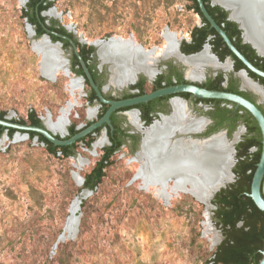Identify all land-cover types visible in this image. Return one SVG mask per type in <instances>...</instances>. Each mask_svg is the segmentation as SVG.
Here are the masks:
<instances>
[{
  "label": "rangeland",
  "instance_id": "1",
  "mask_svg": "<svg viewBox=\"0 0 264 264\" xmlns=\"http://www.w3.org/2000/svg\"><path fill=\"white\" fill-rule=\"evenodd\" d=\"M23 1L0 0V113L28 123V113L35 111L42 123L65 138L69 126L82 129L95 122L101 108L89 103V87L73 72L66 75L65 67L53 81L42 75V55L33 45L40 38L28 28ZM49 1L47 21L55 20L88 43L114 37L159 53L168 38H189L200 24L184 0ZM69 54L63 50L59 56L67 60ZM199 72L192 80L203 81ZM75 80L82 88L72 97L70 83ZM145 89L151 92L149 80ZM105 93L118 97L123 90L107 86ZM183 101L191 118L208 112ZM118 119L133 131L125 115ZM104 132L91 137L90 147L88 139L77 142L68 158L49 154L37 138L22 133L0 136V264H212L223 239L215 207L187 192L169 201L158 199L136 177L137 150L122 146L102 182L90 194L82 193L78 179H84L109 145ZM237 132L239 141L246 134L240 125L226 135L228 143ZM102 137L104 142L94 148Z\"/></svg>",
  "mask_w": 264,
  "mask_h": 264
},
{
  "label": "trees",
  "instance_id": "2",
  "mask_svg": "<svg viewBox=\"0 0 264 264\" xmlns=\"http://www.w3.org/2000/svg\"><path fill=\"white\" fill-rule=\"evenodd\" d=\"M52 6L51 1L47 0H29L25 7L22 9L24 17L27 22L35 27L36 37L43 35L46 17L40 15L42 11L48 10ZM196 12L200 15L203 21L202 27H195L191 30L192 41L190 43H183L182 51L184 53H193L199 51L207 36L211 35L214 37L212 42V49L215 53L219 54V58L222 60L226 56H232L237 69H245L244 65L231 53L228 47L224 44L221 37L210 28L209 23L201 15L199 10ZM213 17V13L211 12ZM215 18V17H214ZM218 24L221 23L219 19H215ZM50 27L53 28L54 25H58L55 20H50ZM226 31L228 37L233 40V33L230 32V27L225 24L223 27ZM59 33L67 36H72L68 33L64 27L59 26L56 29ZM240 33V32H238ZM53 42L60 41L65 42L57 37L50 36ZM66 43V42H65ZM67 44V43H66ZM236 48L241 52L242 55L248 59L256 68L264 72V58L257 56L255 51L249 45H239L234 42ZM90 51L94 48L90 47ZM82 52L80 56L83 58L84 62L87 63L86 57ZM73 67L78 66L79 69L74 70V73L80 76H84L82 69L80 68L78 58L73 56ZM87 65V64H86ZM88 70L99 88L101 83H97V77L95 72L92 71V67L87 65ZM249 76L254 80L258 81L264 86V79L256 76L252 72L248 71ZM162 78L157 81V88H163L173 85L171 80L165 86L161 85ZM88 84V82H86ZM177 83H186L179 77ZM222 76L219 75L217 80H209L206 84L201 85L209 90L224 91L233 94H238L246 99L254 102L251 95L243 92H239L234 85V81H231L228 87L223 88L221 86ZM145 79H140L137 85L133 88L139 89L138 93L126 94L123 99L132 98L136 96H141L145 94ZM185 100H194L195 103L202 102L207 105H212L213 110L209 112V116L213 119V126L210 131H218L220 129L226 128L228 130V135H230L238 126L239 122H242L246 128V134L243 136L242 140L236 145V164L233 168V173L236 176V181L229 185L227 188L220 190L214 195L211 204L215 207L214 210V220L216 225L222 231L223 239L221 243L217 246L214 251L213 258L211 260L212 264H259L262 259V251L264 249V213L261 212L253 203V201L247 196L250 193V185L253 173L260 159L261 154V133L259 127L254 120V118L243 108H235V105L222 100H210V99H197L192 95L187 93H180L177 95ZM171 96H165L162 98L155 99L147 104H139L133 108H123L120 112L128 111L130 109H138L141 112V118L148 124L152 118L149 115L150 111L154 110L153 106L160 100L168 99ZM112 98V97H108ZM89 103L97 101L96 94L93 90L90 91L87 97ZM107 105H102L101 113L98 118H100L107 110ZM260 108V106H258ZM261 109V108H260ZM263 114L264 111L262 110ZM5 118V113H0V119ZM28 123L24 120H12L14 123L29 124L32 126L43 127V123L36 115L35 111H30L27 116ZM111 123L113 125V130L109 127L103 126L95 130L92 134L87 135L79 141L87 140V146L90 147L93 140V134H98L103 128L107 130V136L109 140V145L102 148V155L100 159L95 163L94 167L89 173L84 176L83 188L87 190H95V188L102 182L105 177L106 169L111 165L110 159L112 156L118 152L124 145L126 139L136 140V136L127 133L126 129H122L118 124V119L116 113L112 114ZM89 122L87 125H90ZM7 130V135L12 138L15 134L14 129H5L0 126V136ZM79 130L75 126L71 125L68 127V136L65 139L75 135ZM24 133V132H23ZM29 138L33 139L37 137L38 141L42 143L47 152L53 156L60 153L63 157L68 158L73 155V150L75 144L65 147H57L51 144L43 136L34 133L27 132Z\"/></svg>",
  "mask_w": 264,
  "mask_h": 264
},
{
  "label": "water",
  "instance_id": "3",
  "mask_svg": "<svg viewBox=\"0 0 264 264\" xmlns=\"http://www.w3.org/2000/svg\"><path fill=\"white\" fill-rule=\"evenodd\" d=\"M27 2H28V0H24L22 5H25ZM197 3L199 5V9H200L202 16L208 21L211 28L214 29L221 36L225 45L232 52V54L238 60H240L242 62V64L245 66V68L248 71H250L253 74H255L256 76L264 79V72L257 69L254 65H252L233 46L232 42L227 37L226 33L215 23V21L212 19V17L208 14V12L206 11V9L202 3V0H197ZM222 6L226 10H229V8H232L229 5L223 4ZM46 12L47 11L42 12L41 16L44 17ZM232 13L233 12L230 13V17L232 19H234V17L232 16ZM237 22L239 23V28L242 30V36H243L244 41L250 44V46L255 50V52L258 56L264 58V51L259 49V47L255 44V42H253L252 40H248L245 37V34H246L245 28L242 26V23L239 20H237ZM28 28H30V29L32 28L30 24H28ZM32 34H35V33L33 32ZM42 39L47 41L49 45L57 47L56 56L60 57L59 54H61V52H62L60 49L61 45L59 43H53L52 40L50 39L49 35H47V34L43 35L39 40H42ZM39 40H34L33 43L37 42ZM80 41L82 43L90 45L96 49V55H97L98 60L100 62V66H106V69L108 71L109 84L112 85L114 88H117V89L123 88L124 85H122L120 87H116L113 84V77H115V74L118 71V67L120 66V62H121L119 56L112 54V55H110V57L107 60H102V58H101V48L102 47L101 46L106 45V44H110V43H124L123 42L124 40H122L121 38L111 37L105 41H95L92 43H88V42H86V40H80ZM127 44L132 46V48L138 53L137 55L140 56L141 62L146 67H148L152 70L153 76L150 79V80H152L156 75V72H157L156 71L157 70L156 65L158 64V62L161 60H167L168 58H158V56H156V49L144 50L140 45H138L136 43L129 42ZM208 48L209 47L206 46L207 51H209ZM176 51L179 54V56L183 57V58H193V57H196L202 53L201 52L198 54L185 56L184 54H182L179 51V43H177V45H176ZM77 56L79 58V62L81 64L83 73H84L87 81L89 82V84L93 88L99 103L102 105L108 106L107 110L102 115V117H100L97 121L90 124L89 126L79 130L78 133H76L75 135H73L67 139H65L63 136L57 134L56 129H54V128L52 129L51 126H48L45 123H43V127H37V126L29 125V124L14 123L11 121V119L4 118V119H0V126L5 128V129H14L16 132L13 135V137L17 136V134H20V133L25 134L27 137H29L27 132H34V133H37V134L43 136L45 139H47L54 146L65 147V146H71V145L75 144L77 141L81 140L82 138L86 137L89 134H92L95 130H97L98 128H101L103 125H106L110 129H112L113 127L111 124L110 117L114 112L119 111L120 109H123V108H133L134 106L139 105V104H146L152 100H155V99H158L161 97L171 96L172 97L171 101L178 99L184 103V101L180 97H178L177 95L180 93H187V94H190L194 98H197V99H210V100L227 101V102L234 104L235 108L241 107V108L245 109L254 118V120L256 121V123L259 127L260 133H261V146L262 147H261L260 159H259V162L256 166L254 173H253V176L251 179V185H250V193L247 194V196L253 201L255 206L261 212L264 213V114H263L262 110L260 108H258V105H260V102L257 101L254 103V102H251L248 99H246L243 96H240L238 94H233V93L224 92V91L208 90V89L199 87V86H197L195 84H191V83L165 87V88H161V89L152 91L150 93H147V94H144L141 96L127 98V99H119V100L106 99L104 97V91L100 90L95 85L94 81L92 80V77H91V75L88 71V68L86 67L84 61L81 59V57L79 55H77ZM211 56L217 64H221V62L218 60L217 57H215L214 55H211ZM59 59L64 61L65 63L67 62L62 57H60ZM227 61L230 62L229 59ZM180 64L182 66H184L186 73L188 72V70L193 69V66L191 64H186V63H182V62H180ZM61 67L62 66H57L55 69L56 72ZM208 69L215 70V71L219 70V69L212 68L210 66H203L202 68H199V70H201V73H204V71L208 70ZM67 71L70 73V71L68 69H67ZM140 74L146 76L144 74V72H142V71H134V73L131 75V79H130L129 83H127L125 86H127L129 84H133L136 81L138 75H140ZM239 78L241 81L242 88L249 91L255 97H258L259 100L261 101V103L263 104V107H264V101H262L261 97L257 93H255L251 88H249L248 86H245L244 81H246L247 83L257 87L262 92H264V87L262 85H260L259 83H257L256 81H254L253 79H251L247 75L246 70H243L240 72ZM187 79L189 80L188 77H187ZM81 80L83 81L84 79L81 78ZM135 110L137 112L138 120L141 124L140 128H142V129H136L141 134L142 137H141L140 151L136 155L135 160L140 162V164H141L140 169L141 168L144 169L145 167L147 169V166L148 167L150 166L151 161H150V157H147L145 155V152L147 150L148 151L150 150V148H148L149 147L148 145L150 143L153 131L159 129L161 126H163V124L166 123V121L171 119V117L174 114V111H173V107H172V112L170 115L161 114V115H159L158 120L154 121L151 125L144 127V123L141 122V120L139 118L140 113L137 109H130L129 111L124 112L123 114L126 115L127 113L135 111ZM189 118H190V116L187 114L185 116V120H189ZM198 119H200V118H198ZM191 120H196V119L192 118V119H190V121ZM204 121H205V123H208V121L206 119H204ZM128 123L130 124L129 121H128ZM204 128H205V124L201 128L195 129V130H191V129L183 130L180 128H173L167 132V134L162 138V140H160L158 142L159 143H161V142L165 143L166 148H168L172 145H177V146L188 145L190 148H192L193 150H195L198 153H200V151L203 150L204 151L203 152L204 157H207L208 160L212 159V163L209 161L210 164L208 165L209 167H207V173L208 174H206V177H204V173L201 177L200 171H198V170H196L195 174H194V180H196V184H197V182L203 183V185H204V186L202 185L203 188H205V190H207L206 191L207 196L205 197V199H207V200H203V202L206 204H209V202L211 201V199L214 197V195L216 193H218L222 189L227 188L229 185H231L232 183H234L236 181V176L233 173V168L236 164V148L235 147L240 141H239V136L237 137L236 140H234V138L236 136V134H235L231 143H228L225 131H219L215 134H212L211 136L203 137V138L193 139V138L189 137V135L200 134L201 132H203ZM102 135L105 137L106 130ZM186 136H188V137L186 138ZM2 137L6 138V139L9 138L7 135V130L3 133ZM217 137H220L221 142L226 146L227 151L225 153H222L220 151H218V152L214 151V147L211 144V142L213 141V139H215ZM35 138H37V137H35ZM105 138L108 140V137H105ZM213 153H215V154L213 155ZM195 157L197 158L198 154H196ZM136 177L142 179L141 173L140 172L137 173ZM83 183H84V179H81V184H83ZM187 189H189V188H187ZM91 192H92L91 190H87V189H84L82 191V193L85 195H88ZM187 192L191 194V191H187ZM74 218H76V217H74ZM259 264H264V249L262 251V259L259 262Z\"/></svg>",
  "mask_w": 264,
  "mask_h": 264
},
{
  "label": "bare ground",
  "instance_id": "4",
  "mask_svg": "<svg viewBox=\"0 0 264 264\" xmlns=\"http://www.w3.org/2000/svg\"><path fill=\"white\" fill-rule=\"evenodd\" d=\"M216 1L223 3L224 5H229L233 8L232 16L242 23V26L246 30L245 37L248 40L255 42L259 49L264 51V0ZM123 42L124 43H110L101 46L102 60H107L112 54L119 56L121 60L118 71L116 72L115 77H113V84H116L115 86L117 87L122 85L125 87V85L129 83L131 75L134 73V71H142L149 79H151L153 76L152 70L141 62L140 56L137 55L138 53L132 48V46L127 44L129 42L132 43L133 41L124 40ZM33 45L34 49L42 55V75L48 80L53 81L56 79L59 73V70L56 72V67L63 66L65 64L64 61L59 59L60 57L56 56L57 47L49 45L44 39L34 42ZM176 45L177 40L175 41L173 38H168L166 48L159 51V53H156V56H158V58L172 57L177 59L179 62L191 64L193 69H190L187 72L189 79L198 77L200 74L199 68H202L203 66H210L212 68L222 70L229 69L228 63L224 64L227 66L217 64L207 50L193 58L180 57L176 51ZM64 72L66 75H69L67 70ZM244 85L251 88L261 97L262 101H264V92L247 83L246 81H244ZM81 88V84L78 80L71 81L70 92L72 97L74 92H80ZM75 101L76 100H73L70 103V109L73 107V104H75ZM171 105L174 111L171 119L166 121V123L163 124V126H161L159 129L153 131L150 143L148 145L150 150L145 152V155L150 157V166H147V169L146 167L144 169H140L139 167L138 173L140 172L142 176V180L140 181H142V185H144L146 189L155 192V196L163 201H169L171 197L177 196L180 194V192L186 193L187 191H191V194L197 200L203 202V200H207L205 199L207 196V190L203 188V183L197 182L196 184V180H194V174L195 171L198 170L200 171L201 177L203 173L204 177H206V174H208L207 167H209L208 165L210 162L212 163V159L208 160L207 157H204L203 150H199L200 153H198L188 145H172L166 148L165 143H159L158 141L162 140L167 132L173 128L195 130L201 128L205 121L200 119L194 120L191 123H186V112L182 101L175 99L171 101ZM126 116L132 127L140 129V123L136 111L129 112ZM61 121L62 123H65L66 119H61ZM238 136L239 133L236 134L234 140H236ZM104 140V137H102V139L94 143V148L100 146ZM211 144L214 147V151H220L222 153L227 151V148L221 142L220 137L213 139ZM196 154H198L197 158L195 157ZM214 154L215 153H213V155ZM78 183L82 185L81 179H78ZM76 208L77 207L74 206L73 210ZM74 227L70 228L73 230ZM73 233H75V231Z\"/></svg>",
  "mask_w": 264,
  "mask_h": 264
},
{
  "label": "flooded vegetation",
  "instance_id": "5",
  "mask_svg": "<svg viewBox=\"0 0 264 264\" xmlns=\"http://www.w3.org/2000/svg\"><path fill=\"white\" fill-rule=\"evenodd\" d=\"M29 1V0H28ZM47 1H49V0H47ZM184 1H186L187 3H189V6H188V8H189V10L190 11H192V12H194L195 14H197L198 15V17H199V22H200V24L199 25H197V26H195V27H197V28H199V27H202L203 26V21H202V18L200 17V15L196 12V10H199L200 11V9H199V5H198V3H197V0H184ZM202 3H203V5H204V7H205V9H206V11L208 12V14L212 17V15H211V12L213 13V17H212V19L215 21V23L224 31V29H223V27H225V24H227L228 23V25H229V27H230V32L231 33H233V35H234V37H233V40H231L229 37H228V35H227V33H226V31H224L225 33H226V35H227V37L230 39V41L232 42V44H233V46L236 48V46L234 45V42H236L237 44H239V45H249L250 46V44L249 43H247V42H245L244 41V39H243V36H242V30L239 28V23L237 22V20H236V18H234V19H232L231 17H230V13L231 12H233V8H229V10H226L222 5H223V3H220V2H218V1H216V0H202ZM49 10V9H48ZM47 11V10H46ZM42 12H44V11H42ZM41 12V13H42ZM41 13H40V15H41ZM201 13V12H200ZM202 15V14H201ZM215 17V18H214ZM219 19L220 21H221V23L220 24H218L217 22H216V20L215 19ZM206 20V19H205ZM207 21V20H206ZM208 22V21H207ZM210 25V24H209ZM51 25H50V23L46 20L45 21V26H44V34L43 35H45V34H47V35H49V37L52 35V36H54V37H57V38H59V39H61V40H63V41H65V42H60V41H56V42H53V43H59L61 46H60V48L62 49V51L63 50H70V54H69V59H67L66 61V63L68 64L67 65V68H66V66H65V64L63 65V67H65V69L67 70H69L70 71V73L71 72H73L74 73V70H76V69H79V67L78 66H76V67H73V56L75 55L77 58H78V56L77 55H79L80 56V54L82 53V52H84L83 54H84V56L86 57V61H87V63H85V65L87 64V65H89V66H91L92 67V71L93 72H95V75H96V77H97V83H101V87L99 88V86H97L96 85V83H95V85L100 89V90H103L104 91V97L106 98V99H110V98H108V97H112L110 100H119V99H123V96L124 95H126V94H135V93H138L139 92V89H137V88H133V86H135V85H137V83L140 81V79H145V84H144V87H145V85H146V82H147V80H149L150 81V83H151V92L152 91H155V90H158V88H157V85L158 84H156V82L157 81H160V77L162 78V81H161V85L162 86H165L167 83H168V81L169 80H171V82L172 83H174L173 85H171V86H174V85H179V84H189V83H191V84H195V85H197V86H199V87H201V85H203V84H206L209 80H211V81H214V80H217V78H218V76L219 75H221L222 76V83H221V86L223 87V88H226V87H228L229 86V84L231 83V81H234V85H235V87L237 88V90L239 91V92H243V93H247V94H249V95H251V97H252V99H253V101H254V103L255 102H257V100H256V97L253 95V94H251L249 91H247V90H245V89H243L242 88V86H241V81H240V78H239V74H240V72L241 71H243V70H246L247 71V75L249 76V73H248V70L245 68V69H237L236 68V63H235V61H234V59H233V57L232 56H226V57H224V59H220L219 58V54L218 53H215L214 51H213V49H212V42L214 41V37L213 36H211V35H209V36H207L206 37V39H205V41H204V43H203V45H202V47H201V49L199 50V51H196V52H193V53H184L183 51H182V47H183V43H190L191 41H192V37H191V31H190V35H189V38H183V39H181V40H177V43H179V51L182 53V54H184L185 56H188V55H193V54H198V53H201V52H204L205 50H206V46L207 47H209L208 49H209V51H208V53L209 54H211V55H214L215 57H217L218 58V60L221 62V64H222V66H227V65H224V64H229V69L228 70H222V69H219L218 71H215V70H210V69H208V70H205L204 71V73H202V77H203V81L202 82H197V81H195V80H192V79H187V73L185 72V68H184V66H182L181 64H180V62L177 60V59H175V58H168L167 60H161L160 61V63H158L157 65H156V75H155V77L152 79V80H150L149 78H147L146 76H144V75H142V74H140V76H138L137 77V79H136V81L133 83V84H129V85H127V86H125V87H123V88H121L120 90H123V93H121V95H119L118 97H115V96H113V95H109V94H106L105 93V88L107 87V86H111V87H113L112 85H110L109 84V74H108V71H107V69H106V66H100V62H99V60H98V57H97V55H96V49L94 48V50L93 51H90V47H92V46H90V45H86V44H84V43H82L78 38H76L75 37V35L73 34V33H71V32H69L67 29H65L68 33H70L72 36H67V35H64V34H62V33H59L58 31H56V29H59V25H54L53 26V28H51L50 27ZM31 27L34 29V36H35V38H37L36 37V30H35V27L34 26H32L31 25ZM194 27V28H195ZM210 28H211V26H210ZM214 30V29H213ZM215 31V30H214ZM49 32V33H48ZM216 32V31H215ZM238 32H240V33H238ZM217 33V32H216ZM218 34V33H217ZM43 35H41L40 37H38V38H41ZM58 35V36H57ZM219 35V34H218ZM220 36V35H219ZM221 37V36H220ZM37 38V39H38ZM51 39V38H50ZM222 39V38H221ZM223 40V39H222ZM224 42V41H223ZM225 44V43H224ZM251 47V46H250ZM252 48V47H251ZM237 49V48H236ZM253 49V48H252ZM238 50V49H237ZM254 50V49H253ZM239 51V50H238ZM255 51V50H254ZM240 52V51H239ZM232 53V52H231ZM241 53V52H240ZM256 53V52H255ZM244 56V55H243ZM258 56V55H257ZM81 57V56H80ZM245 57V56H244ZM260 57V56H259ZM246 58V57H245ZM81 59L83 60V58L81 57ZM230 60V62H228L227 60ZM248 60V59H247ZM78 61H79V58H78ZM84 61V60H83ZM240 61V60H239ZM241 62V61H240ZM242 63V62H241ZM251 63V62H250ZM252 64V63H251ZM79 65H80V68L82 69V67H81V64H80V62H79ZM87 65H86V67H87ZM253 65V64H252ZM245 67V66H244ZM88 68V67H87ZM258 69V68H257ZM83 71V70H82ZM89 71V70H88ZM90 73V72H89ZM75 74V73H74ZM75 75H77V74H75ZM91 75V74H90ZM78 77H80V78H83L84 80H83V82L89 87V89H90V91L91 90H93V88L91 87V85L89 84V82L87 81V79H86V77H85V75L84 76H80V75H77ZM187 76V77H186ZM92 77V76H91ZM179 77H181L182 78V80L183 81H185L186 83H177L178 81H179ZM250 77V76H249ZM201 78V77H200ZM251 78V77H250ZM251 79H253V78H251ZM92 80H93V78H92ZM254 80V79H253ZM94 81V80H93ZM254 81H256V80H254ZM86 82H88V84L86 83ZM257 83H259L258 81H256ZM260 84V83H259ZM260 85H262V84H260ZM263 86V85H262ZM168 87H170V86H168ZM264 87V86H263ZM163 88H165V87H163ZM202 88H204V87H202ZM161 89V88H160ZM206 89V88H205ZM209 90V89H208ZM90 91H89V93H90ZM94 91V90H93ZM215 91V90H214ZM150 93V92H149ZM145 94H147V91H146V89H145ZM89 95V94H88ZM144 95V94H143ZM241 96V95H240ZM88 97V96H87ZM137 97V96H136ZM162 98V97H161ZM245 98V97H244ZM171 99H172V97H169L168 99H164V100H160V101H158L154 106H153V108H154V110H152V111H150V113H149V115L151 116V118H152V120L148 123V124H146L145 123V121H143L142 120V118H141V112H140V110H138L139 111V118H140V120H141V122L142 123H144V127H146V126H149V125H151L154 121H156V120H158V118H159V115H161V114H163V115H170L171 114V112H169V109L171 108V110H172V105H171ZM181 99H183V98H181ZM183 100H185V99H183ZM153 101V100H152ZM185 101H191V103H194V104H192L196 109H198V108H201V109H203L204 111H206V110H208V112L205 114V116L204 117H202V118H200V119H206L207 121H208V123H205L204 122V124H205V128H204V130H203V132H201L200 134H193V135H189V137L190 138H193V139H196V138H203V137H208V136H211L212 134H215V133H217V132H219V131H225L226 132V135H228V130L226 129V128H224V129H220V130H218V131H210V128L213 126V123H214V121H213V119L208 115L209 114V112H211L212 110H213V107H212V105H207V104H204V103H202V102H198V103H195V101L194 100H185ZM250 101V100H249ZM151 102V101H150ZM93 103H97L99 106H100V108H102V104H100L99 103V101H98V99H97V101L95 100ZM149 103V102H148ZM147 104V103H146ZM258 106H260V108H261V110H263L264 111V107L262 106V105H258ZM129 111V110H128ZM124 112H126V111H123V112H120V111H116V112H114V113H116V116H117V119H118V115L119 114H123ZM113 113V114H114ZM124 115V114H123ZM112 116V115H111ZM126 116V115H125ZM102 117V116H101ZM127 117V116H126ZM111 118V117H110ZM99 119V118H98ZM97 119V120H98ZM190 119H192L191 117L189 118V120H185V122L186 123H191L192 121H194V120H191L190 121ZM194 119H196V120H200V119H198V118H194ZM203 119V120H204ZM96 120V121H97ZM127 121H128V119H127ZM92 123H94V122H92ZM91 123V124H92ZM112 124V123H111ZM118 124H119V126L122 128V129H126V128H123L122 127V124H123V122L122 121H119V119H118ZM130 125V124H129ZM240 125H242V126H244V124L242 123V122H239L238 123V126H240ZM87 126H89V125H86L85 127H87ZM103 126H106V125H103ZM102 126V127H103ZM131 126V125H130ZM141 126V125H140ZM237 126V127H238ZM84 127V128H85ZM108 127V126H107ZM112 127H113V125H112ZM132 127V126H131ZM130 127V128H131ZM133 128V131H131V130H128V129H126L127 130V133L128 134H130V135H134V136H136V140H132V139H126L125 140V143H124V145L125 146H128L129 148H130V150H131V152L132 151H134V150H137L136 152V155L139 153V151H140V145H141V134L136 130L137 128L135 127H132ZM244 128H245V126H244ZM83 129V128H82ZM140 129H142V128H140ZM77 130H81V129H77ZM102 130H106V128H103ZM101 130V131H102ZM110 130H113V128L112 129H110ZM245 130H246V128H245ZM93 135H95V134H93ZM106 135H107V130H106ZM108 137V136H107ZM188 136H186V138H187ZM109 141V140H108ZM123 145V146H124ZM214 198V197H213ZM212 198V199H213ZM212 199H211V201H212Z\"/></svg>",
  "mask_w": 264,
  "mask_h": 264
}]
</instances>
